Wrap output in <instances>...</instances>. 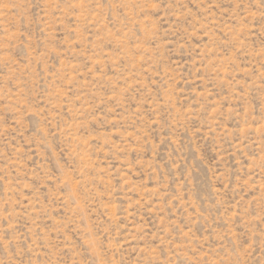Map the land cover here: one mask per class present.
Masks as SVG:
<instances>
[{
    "label": "rangeland",
    "instance_id": "obj_1",
    "mask_svg": "<svg viewBox=\"0 0 264 264\" xmlns=\"http://www.w3.org/2000/svg\"><path fill=\"white\" fill-rule=\"evenodd\" d=\"M0 264H264V0H0Z\"/></svg>",
    "mask_w": 264,
    "mask_h": 264
}]
</instances>
